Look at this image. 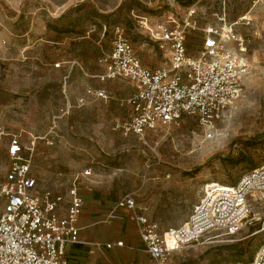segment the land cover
<instances>
[{
  "label": "rangeland",
  "instance_id": "rangeland-1",
  "mask_svg": "<svg viewBox=\"0 0 264 264\" xmlns=\"http://www.w3.org/2000/svg\"><path fill=\"white\" fill-rule=\"evenodd\" d=\"M192 8L197 30L187 37L190 54L207 26L226 22L243 36V95L212 137L191 117L143 137L123 135L116 125L130 115L131 89L121 80L99 81L98 58L121 28L145 66L163 65L139 20L182 21ZM98 88L105 98L88 93ZM12 135L31 158L39 186L65 195L77 178L83 212L103 211L95 219L129 194L137 212L161 227L179 225L205 183L234 185L264 165V0H0V183ZM253 214L238 233H209L166 264L249 261L264 241L263 201ZM132 264L156 263L143 251Z\"/></svg>",
  "mask_w": 264,
  "mask_h": 264
},
{
  "label": "built area",
  "instance_id": "built-area-1",
  "mask_svg": "<svg viewBox=\"0 0 264 264\" xmlns=\"http://www.w3.org/2000/svg\"><path fill=\"white\" fill-rule=\"evenodd\" d=\"M193 13L192 8L182 21L173 15L156 22L147 17L139 20L165 58L161 66H145L121 28H117L109 52L98 58L103 68L95 75L99 81L121 80L133 89L126 98L130 115L116 125L123 135L143 137L158 126L176 125L183 117H191L212 137L243 95L247 72L243 36L226 22L207 26L200 48L190 54L187 37L197 30L196 20L190 18ZM62 91L65 94L66 89ZM88 93L107 96L105 89H88ZM7 155L9 164L0 183V264H70L65 250L80 242L78 223L83 208L77 178L65 195L40 187L17 135L10 137ZM262 201L264 165L248 171L234 185L205 183L187 219L179 225L161 227L137 212L136 201L129 194L115 202L108 217L131 212L145 252L156 264H166L174 252L209 233H238L255 215V203ZM123 244L119 240L105 243V247ZM233 264H264V241L249 261Z\"/></svg>",
  "mask_w": 264,
  "mask_h": 264
},
{
  "label": "crops",
  "instance_id": "crops-1",
  "mask_svg": "<svg viewBox=\"0 0 264 264\" xmlns=\"http://www.w3.org/2000/svg\"><path fill=\"white\" fill-rule=\"evenodd\" d=\"M102 70L103 68L100 72ZM128 86L132 93L133 89L130 85ZM79 192L83 198V208L78 223L80 242L66 246L65 256L70 264L134 263L145 250L139 237L138 224L130 218L131 212L127 214V211H122L117 218L110 219L108 217L110 208L106 216L95 219L96 209L83 212L85 197L80 188ZM99 214L102 215L103 211L100 210ZM119 240L123 241V246L114 245L110 249L105 247V243H115Z\"/></svg>",
  "mask_w": 264,
  "mask_h": 264
},
{
  "label": "bare ground",
  "instance_id": "bare-ground-1",
  "mask_svg": "<svg viewBox=\"0 0 264 264\" xmlns=\"http://www.w3.org/2000/svg\"><path fill=\"white\" fill-rule=\"evenodd\" d=\"M262 230V229H261ZM264 230V229H263ZM259 232V231H258Z\"/></svg>",
  "mask_w": 264,
  "mask_h": 264
}]
</instances>
